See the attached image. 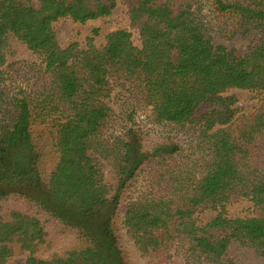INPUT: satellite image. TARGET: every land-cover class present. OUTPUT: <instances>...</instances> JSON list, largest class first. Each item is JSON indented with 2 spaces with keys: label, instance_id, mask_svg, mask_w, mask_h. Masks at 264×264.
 Instances as JSON below:
<instances>
[{
  "label": "trees",
  "instance_id": "16d2710c",
  "mask_svg": "<svg viewBox=\"0 0 264 264\" xmlns=\"http://www.w3.org/2000/svg\"><path fill=\"white\" fill-rule=\"evenodd\" d=\"M120 1L0 0V264H130L122 231L147 264H219L234 247L264 264V99L239 115L228 95L264 91V0H130L141 47L127 28L60 45V20ZM224 16L237 48L217 39ZM243 199L253 217L223 212ZM204 211L218 214L198 225ZM57 234L71 244L46 256Z\"/></svg>",
  "mask_w": 264,
  "mask_h": 264
},
{
  "label": "rangeland",
  "instance_id": "374dc122",
  "mask_svg": "<svg viewBox=\"0 0 264 264\" xmlns=\"http://www.w3.org/2000/svg\"><path fill=\"white\" fill-rule=\"evenodd\" d=\"M37 2L38 0H33ZM130 0H121L115 9L113 15L110 18L99 20V21H89L87 24L78 26L72 23L70 20L62 19L57 24H55V32L57 34L59 43L62 47L68 46L73 40L76 38L78 42H80L81 47L83 49L87 48L89 40H92L94 44L100 48L106 44V40L108 35L117 31L120 28H127L128 31L132 33V39L134 43L141 47L142 39L138 30L132 29L129 24V16H128V5ZM219 29H218V38L220 41H223L227 44L237 41V26H235L234 22L231 21V18L228 16L219 17ZM97 31H99L98 34ZM240 36V35H239ZM231 40V41H230ZM236 48L237 46L234 45ZM11 72L9 74L10 79L8 84H10L11 88L16 89V87L24 84V75L23 72L15 73ZM14 74L13 77H11ZM22 74V75H21ZM228 95L238 97L239 101L234 106L236 111L238 110L239 115H249L255 113L261 104V101L264 99V91L254 92V91H243L233 89ZM123 103H119L116 106V113L122 116L124 114V110L122 108ZM205 108V109H204ZM200 108L201 113L208 112V108L204 107ZM140 125L144 126L145 132L147 136L152 137L157 128H154L153 125L150 126V122L146 119V116L141 117ZM124 127V121L121 119L118 123H113L111 128V132L113 129L116 131H120ZM145 127H149L148 129ZM173 130V129H171ZM163 131H160V134ZM255 204L252 199H243L237 203L228 204L224 207L223 212L229 218H251L255 214ZM218 212L216 211H204L195 216V222L198 225H204L212 221ZM122 229V228H121ZM71 237L68 234L61 235H51L50 240L48 241V245L44 250L46 256H50L56 252H60L62 249H66L70 246ZM122 249L129 260L130 264H147V260L141 257L139 254L135 244L126 236L125 232L122 231ZM240 249L234 247L230 255L219 264H244L241 260ZM28 255L17 257L12 260L9 264H18L19 261H23L27 258ZM180 261V264H185L184 259H179L177 254L175 257L173 256L171 262L174 264L175 262Z\"/></svg>",
  "mask_w": 264,
  "mask_h": 264
}]
</instances>
